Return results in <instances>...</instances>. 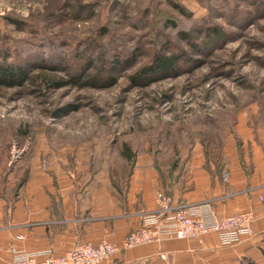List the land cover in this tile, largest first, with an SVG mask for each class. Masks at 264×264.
Returning <instances> with one entry per match:
<instances>
[{
    "label": "rangeland",
    "instance_id": "374dc122",
    "mask_svg": "<svg viewBox=\"0 0 264 264\" xmlns=\"http://www.w3.org/2000/svg\"><path fill=\"white\" fill-rule=\"evenodd\" d=\"M172 52L175 73L134 83ZM0 62L29 72L0 85L5 192L44 172L123 184L136 165L169 171L199 144L264 136V0H0ZM102 69L114 85L71 82Z\"/></svg>",
    "mask_w": 264,
    "mask_h": 264
},
{
    "label": "crops",
    "instance_id": "0c3cea01",
    "mask_svg": "<svg viewBox=\"0 0 264 264\" xmlns=\"http://www.w3.org/2000/svg\"><path fill=\"white\" fill-rule=\"evenodd\" d=\"M252 133L222 145L218 166L199 144L192 160L174 170L169 192L176 206L209 202L219 216L254 211L253 233L239 243L222 246L217 234L208 232L125 249L123 239L140 225L141 214L156 210L155 194L164 185L158 170L136 165L125 192H118L110 175L104 184L95 175L82 184L44 172L19 192H5L0 181V264H11L14 246L62 255L102 239L121 249L100 264H264V136Z\"/></svg>",
    "mask_w": 264,
    "mask_h": 264
},
{
    "label": "built area",
    "instance_id": "2783aa9c",
    "mask_svg": "<svg viewBox=\"0 0 264 264\" xmlns=\"http://www.w3.org/2000/svg\"><path fill=\"white\" fill-rule=\"evenodd\" d=\"M229 180V173L224 174ZM264 201V197H260ZM156 210L141 214L140 225L123 239L122 247L134 248L150 243H161L171 238H194L208 232L217 234L222 246H232L253 233L255 213L252 210L219 216L209 202L174 205L172 196L162 190L155 194ZM17 239H24L19 235ZM108 239L98 243H80L72 250L54 255L23 248H11V264H100L120 250Z\"/></svg>",
    "mask_w": 264,
    "mask_h": 264
},
{
    "label": "trees",
    "instance_id": "16d2710c",
    "mask_svg": "<svg viewBox=\"0 0 264 264\" xmlns=\"http://www.w3.org/2000/svg\"><path fill=\"white\" fill-rule=\"evenodd\" d=\"M184 38H189V36L185 33L182 34ZM185 57L182 54H179L177 52H172L171 54H163L159 53L151 62V64L144 66L140 69V71L132 76V80L134 83L138 82H146L150 83L152 82V77L156 74H163L164 77H170L173 73L176 72L181 58ZM115 60V59H114ZM118 60H115L114 63L110 62L108 69L111 68L114 64H116ZM107 69V68H106ZM27 72L23 67H16L14 65L5 64L0 62V85H8L13 86L16 82L20 81L22 78L27 79L29 76ZM84 78V79H83ZM82 81V82H81ZM71 82L74 83V85H82V87H92V88H100V87H108L112 86L117 82V79L114 76H111L108 71L105 69H102L101 71L94 73L88 77L82 76V75H73L71 78ZM222 146V145H221ZM221 146L215 147L212 151V144L204 143V148L206 151V155L211 160L215 161L217 163V166L219 165V158H220V149ZM218 149V152L215 150ZM123 156L128 161H132L133 159V153L131 149L124 145L123 149ZM178 167L177 164L174 166H171L169 171L164 170L163 168H157V170L160 173V179L162 180L163 189L166 194L170 195L169 192H172V185L174 180V170ZM133 172V168L129 170V173L127 176H125V180L123 184H120L115 176L113 174L111 176L113 184L117 188L118 192H125L126 186L128 184V181L130 179V175ZM227 173V172H226ZM249 264H255L253 262H250Z\"/></svg>",
    "mask_w": 264,
    "mask_h": 264
}]
</instances>
